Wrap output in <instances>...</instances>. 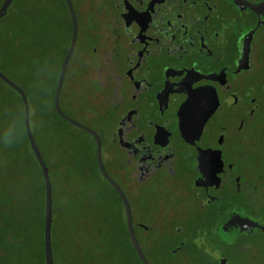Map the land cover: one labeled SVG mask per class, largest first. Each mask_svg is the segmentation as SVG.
<instances>
[{"label": "flooded vegetation", "instance_id": "af4514ba", "mask_svg": "<svg viewBox=\"0 0 264 264\" xmlns=\"http://www.w3.org/2000/svg\"><path fill=\"white\" fill-rule=\"evenodd\" d=\"M69 1L59 107L97 135L147 263L231 264L264 233V0Z\"/></svg>", "mask_w": 264, "mask_h": 264}, {"label": "trees", "instance_id": "16d2710c", "mask_svg": "<svg viewBox=\"0 0 264 264\" xmlns=\"http://www.w3.org/2000/svg\"><path fill=\"white\" fill-rule=\"evenodd\" d=\"M51 15L46 0H12L0 20V72L26 95L31 132L48 168L53 264H141L130 243L122 207L115 210L109 198L88 192L82 180L55 161L59 157L54 144L62 145L55 123L66 122L56 114L53 96L65 50L58 52L51 76L40 79L38 75L39 46L42 63L50 52ZM0 82L16 97V102L2 98L0 105V264H44L43 179L24 127L20 131V96ZM39 129L43 141L35 134ZM6 139L10 146L5 145Z\"/></svg>", "mask_w": 264, "mask_h": 264}, {"label": "rangeland", "instance_id": "374dc122", "mask_svg": "<svg viewBox=\"0 0 264 264\" xmlns=\"http://www.w3.org/2000/svg\"><path fill=\"white\" fill-rule=\"evenodd\" d=\"M46 2L49 4L50 13L52 14L51 16H53L49 30H51V33L57 32L56 35L59 39L60 50L63 54L68 32L66 10L58 0H46ZM2 98L9 99L11 102H16L15 95L0 82V105L4 104L1 100ZM55 126L57 129L55 134L57 141L59 138H62V145L60 147L54 144L57 150L56 157H59L55 161L62 164L63 169L67 173L75 175L82 180L88 192L92 191V193L95 192L98 195L109 198L112 207L115 210L120 209L118 202L114 196H112L110 190L104 185L97 173L95 165V147L90 137L62 121H56ZM35 134L39 141L42 140L41 136L43 132L40 129L38 132L36 131ZM262 134L264 135V133ZM262 142L264 143L263 136L260 138V143ZM42 146L44 147V145H41V148H43ZM150 200L151 199L148 197L144 199L146 203L150 202ZM257 213L260 214L261 222L264 225V210H259ZM248 240V249L246 252L241 253L235 259H231V264H264V233L256 231L253 235L249 236ZM198 264L202 263L198 262Z\"/></svg>", "mask_w": 264, "mask_h": 264}, {"label": "water", "instance_id": "95a60500", "mask_svg": "<svg viewBox=\"0 0 264 264\" xmlns=\"http://www.w3.org/2000/svg\"><path fill=\"white\" fill-rule=\"evenodd\" d=\"M67 8L69 10V14L72 19V24H73V35L71 39L70 46L63 58L61 67H60V72H59V77L56 85V89L54 92L53 96V107L57 115L66 123L71 124L75 126L76 128L86 132L89 134L93 139L95 140L96 143V157H97V166L99 169L100 174L102 177L111 185V187L115 190L117 193L118 197L120 198L123 207H124V212H125V217H126V230L128 233V237L130 240V243L133 247L134 252L136 253L139 261L141 264H148L140 247L139 244L136 240V237L134 235V231L132 228V221H131V214H130V209L128 202L123 195L122 191L120 188L117 186V184L112 181L108 175L106 174L103 164L101 161V146H100V141L97 137V135L91 131L90 129L78 124L77 122L73 121L71 118H69L66 114H64L60 107H59V97H60V92L61 88L63 85L64 77H65V72L66 68L68 65V61L71 57L73 48H74V43H75V37H76V20L73 12V8L71 6V3L69 0H64ZM12 4V0H3L1 5H0V20L7 15L8 9L10 8ZM0 80L6 84L8 87L13 89L15 92L18 93L20 96L22 106H23V127L24 131L29 143V147L34 155V158L40 168V172L42 175L43 179V184H44V223H43V254H44V264H53V259H52V248H51V228H52V189H51V183L49 179V172L48 168L40 154V151L36 145V142L33 138L31 128H30V112H29V106H28V101L26 98L25 93L18 87L16 86L11 80H9L6 76H4L0 72ZM262 231H264V228H261Z\"/></svg>", "mask_w": 264, "mask_h": 264}, {"label": "clouds", "instance_id": "9594fccd", "mask_svg": "<svg viewBox=\"0 0 264 264\" xmlns=\"http://www.w3.org/2000/svg\"><path fill=\"white\" fill-rule=\"evenodd\" d=\"M23 121H24V120H22L21 123H20V131L23 130ZM7 132H8V130H5V134H6V135H7ZM5 145H6V146H10V145H11V141L6 139V140H5Z\"/></svg>", "mask_w": 264, "mask_h": 264}]
</instances>
